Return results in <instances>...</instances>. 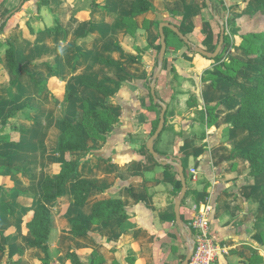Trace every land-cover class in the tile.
I'll return each mask as SVG.
<instances>
[{
	"label": "rangeland",
	"instance_id": "374dc122",
	"mask_svg": "<svg viewBox=\"0 0 264 264\" xmlns=\"http://www.w3.org/2000/svg\"><path fill=\"white\" fill-rule=\"evenodd\" d=\"M49 3L50 0H24L4 27L0 26V38L15 43L17 62L20 65L17 72L12 73L7 67L4 50L0 47V168H2L0 171V260L6 264H44V261L49 257L47 264H71L68 255L75 249L80 259L88 257V261H84V264H94L90 263L91 259H94V255L93 253L89 254L88 243L80 239L73 240L71 236L72 222L86 218L83 216L82 209L72 203L69 190H67L66 196L59 200L43 201L41 181L47 173L55 171L63 159L74 158L83 161L93 154L92 149L91 153L62 154L53 152L56 132L63 128L64 121L68 120L79 125L84 101H88L91 107H98L105 105L107 99L82 87L77 80L78 76L88 75L99 79L107 88L113 89L114 94L122 89L121 86H124L126 81L132 83L139 77H144L145 88L148 89V103L154 106L155 111V118L147 133V138L154 133L159 122L161 107L151 99L149 78L156 68L160 50L159 19L156 9L154 10L156 12H153V18L151 16L139 19L135 33H144L145 30H140L142 27L147 28L145 32L147 44L139 48L134 45V42H128V39H125L130 34L126 33L124 25L119 24L121 16L108 21L102 20V14L101 16L91 12L82 15L72 11L67 15L60 16L55 13L54 9L46 11L45 7ZM223 4L225 5L224 1ZM90 5H94V1ZM222 13L228 26L236 24L232 15H228L226 12ZM151 18L153 19L152 25H150ZM1 20L2 17H0ZM80 22L81 25L78 26ZM249 23L251 24V22ZM227 36L228 47L220 53V60H224L230 46L237 43L230 34ZM181 46L183 45L172 36L167 42V51L170 52L171 48ZM131 49H134L135 52L133 53ZM146 52L149 54V59L148 62L143 61V63L139 58ZM189 52L197 54L193 50H189ZM228 55L230 56V54ZM99 56L119 59L121 65L106 67L92 65V61ZM251 58L259 60L256 55ZM215 63L216 61L212 60L210 65L214 67ZM32 76L36 78L37 82L32 81ZM107 77L115 80L121 86H116ZM165 94L162 91L161 94H157V97L168 103L169 100ZM115 97L121 101L120 96ZM178 111L169 108L168 104L165 124L174 117L186 120V116L181 117L182 111ZM26 116L29 119H26ZM194 118L208 123L207 110H200V114ZM13 125L23 126L25 129L20 131L14 129ZM247 130L246 133L238 134L241 143H237V147L245 151L264 141V122ZM10 141L14 143L12 144ZM90 142L91 140H88V144ZM90 145L92 148L93 144ZM220 148L224 150L223 147ZM162 154L160 160L168 158L180 160L173 153H170L169 157L166 156L169 154L167 152H162ZM91 171L94 172L92 169ZM96 172H98L97 169ZM174 172L176 173L173 178L178 183L177 189L173 188L174 191L171 192L168 199L157 200L158 210L161 209L163 203L169 200V210L173 211L175 198L181 189L179 175L177 171ZM184 174L188 193L192 197L189 205L184 203L183 214L181 213L182 219L187 225L190 221L187 209L190 210L192 204L199 206L203 201L198 200L199 197L195 196L196 189L191 182L195 179L193 170L184 168ZM85 175L86 171L82 166L79 167L78 177ZM73 181L75 178L69 185H72ZM108 181L111 180L105 175L89 180L93 187L104 186ZM206 202L212 207L209 219L211 228H213L212 220L215 207L210 201ZM37 207L47 208L52 215L48 257L42 249L31 248L29 244L30 229L25 225V221L32 210ZM252 210H256L257 214L253 215L254 218L249 217L251 223L244 220L236 222V224L241 226L243 231H254L252 240L259 244L260 250L253 249L252 252L249 250L248 254L250 255L248 256L247 253L241 254L240 262L264 264V211L254 207ZM161 215V211H159L160 221L162 220ZM158 225L160 228H157L156 234L129 235L126 238L128 241L126 249L123 246L116 247L117 244L114 241L105 244L106 259L103 262L105 264H181L187 256L188 248L180 233V227L175 221V216L171 227L164 228L165 224L162 223H158ZM113 236L120 238L122 234H110L107 237L110 239ZM226 239L228 237L223 238L222 243H225ZM231 244L227 245L230 247L227 248L228 253L235 252L236 247H232L233 244ZM96 249L98 250L96 247L94 251ZM25 254H27V260ZM17 259L20 261L17 262Z\"/></svg>",
	"mask_w": 264,
	"mask_h": 264
},
{
	"label": "crops",
	"instance_id": "0c3cea01",
	"mask_svg": "<svg viewBox=\"0 0 264 264\" xmlns=\"http://www.w3.org/2000/svg\"><path fill=\"white\" fill-rule=\"evenodd\" d=\"M20 1L0 0V17L6 16V23L14 12H17L15 10L20 7ZM93 1L94 5L91 6ZM148 1L154 9L136 15L134 17L136 26L139 19L149 18L157 11L159 23L170 22L177 26L193 44L209 52L215 50L220 36V25L209 11L205 0ZM223 1L211 0L213 11L224 20L225 33L230 34L231 38L238 42V35L252 28L246 15L258 4L264 5V0ZM132 2L133 0H50L45 8L48 12L49 9L52 11L54 9L60 16L72 11L82 15L90 12L98 13L103 15L102 20L108 21L129 15ZM222 12L232 15L231 17L236 19V24L228 26ZM152 18L150 25L153 24ZM80 25L81 22L78 26ZM142 30L146 32L147 28L142 27L140 31ZM145 32H136L134 36L128 35L124 38L141 48L147 44ZM227 47L228 42L221 52ZM131 51L135 52L134 49ZM228 54L224 60L237 58L246 63V66L238 70L236 76L231 79L214 70L210 65L213 59L198 53L196 55L190 53L186 45L171 48L170 52L166 49L162 70L155 83V93L157 95L162 91L165 92L169 100L166 103L167 108L169 104V108L175 111L181 110V117L186 116V120L170 118L154 141V146L160 153L167 152L169 156L173 153L181 160L184 168L193 170L195 179L191 182L196 189L195 196L203 202L210 201L215 207L212 230L224 251L220 258L222 264H241L243 263L240 262L241 254L247 253L248 256L249 250L252 252L253 249L257 251L260 248L259 244L252 240L254 231H243L236 222L245 220L251 223L249 217L254 218L253 215L257 214L256 210H252L253 207L264 211V207L260 205V188L264 184V173L254 176L249 174L248 163L244 158L247 151L237 147V143H241L238 134L248 132V128L234 127L229 120L239 107V97L242 93L240 85H255L254 79L259 72L260 59L258 58L257 61L248 57L243 50L234 47L233 44ZM148 59V52L139 58L142 62H148ZM210 74L215 77L207 78ZM144 82V77H139L132 83L126 81L125 85L121 86V90L116 91L112 96L104 97L107 99L103 106H107L119 121L105 141L90 142L93 144L91 148L93 154L83 160L79 166L86 171L83 178L87 180L101 178L104 175L111 180L99 187H93L90 183L87 201L84 204H75L82 209L83 216L86 217L77 221L81 222L90 233L77 236L71 234L73 240L80 239L88 243L90 255L97 251L104 261L106 259L104 247L110 241L116 242V247L123 246L126 249L128 242L126 238L129 235L156 234L157 228H160L158 223L165 224L164 228H169L174 221L175 215L174 211L169 210V200L163 203L160 210L157 209V200L168 199L178 183L173 178L176 173L175 168L157 165L146 149L147 133L155 118V111L154 106L148 103V89L145 88ZM111 90L114 92L113 89ZM115 96H120L121 101ZM206 105H216L215 120L212 124L194 118L200 114V110H206ZM72 180L73 177L65 186V192L68 193L69 190L70 195L74 185V181L69 185ZM114 197L122 199L127 213L125 218L102 221L100 224L88 221L93 202ZM191 201L192 197L187 187L180 214H183L184 203L189 205ZM159 211L162 214L161 221L158 218ZM91 234H97L100 239L95 240ZM110 234H122V236L120 238L113 236L109 239L107 236ZM226 237L228 239L222 243L223 238ZM230 243L233 244L232 247H236L234 253L227 252V248H230L227 245ZM96 247L98 250L94 251ZM24 256L27 260V254ZM80 260L84 263L88 261V257L85 256ZM90 263H93L92 259Z\"/></svg>",
	"mask_w": 264,
	"mask_h": 264
},
{
	"label": "trees",
	"instance_id": "16d2710c",
	"mask_svg": "<svg viewBox=\"0 0 264 264\" xmlns=\"http://www.w3.org/2000/svg\"><path fill=\"white\" fill-rule=\"evenodd\" d=\"M153 9L154 7L148 0H133L129 8V15L121 16L119 18V24L124 25L126 33L133 35L136 29L134 17L136 15L152 11ZM246 18L249 22H251L252 28L240 33L238 35L239 41L233 44V46L243 50L248 57L256 55V57L260 59V69L257 77L254 79V86L240 85L242 93L239 97V107L229 120L232 126L240 128H249L260 122H264V5L262 3L258 4L246 15ZM6 19L7 18L5 16L2 18L3 21H0L1 28L4 27ZM233 19L236 21L235 18ZM164 33L166 43L169 42L170 38L173 36L182 45H186L169 28H164ZM227 42L228 36L225 33L222 49H224ZM0 47L4 50L6 62L10 71L15 73L20 67L17 62L15 43L11 40L0 38ZM187 48L192 51L190 46H187ZM213 60L216 61L213 67L214 70L219 71L229 79L234 78L238 70L246 66L245 62L237 58L220 60V54L213 58ZM94 64L101 67L120 66L121 61L111 57L99 56L92 61V65ZM213 77H215V75L210 74L207 76V78L211 79ZM107 79L116 86H121V84L117 83L115 80H112L109 77H107ZM77 80L82 87L91 90L96 94H100L102 97H109L114 94L113 91L107 88L99 79L88 75H81L77 77ZM32 81L34 83L37 82L34 76H32ZM150 96L152 101L156 103L151 94ZM228 99H231V97H228ZM156 104L158 105V103ZM215 108L216 105H206L209 124H212L215 120ZM25 118L29 119L27 116ZM118 121V117L108 107H91L88 101H84L82 105V117L79 125H76L68 120L64 121L63 128L56 132L57 136L53 152L70 154L79 152L91 153V147L88 144V140L105 141L112 133L114 126ZM13 128L20 131L25 129L23 126L14 125ZM10 142L12 144L14 143L13 141ZM157 152L159 156L162 157L163 154L159 151ZM166 156L169 157V155ZM244 158L248 163L250 175L254 176L264 173V141L248 150L244 154ZM155 162L157 165H161L160 162L156 160ZM81 163L82 160L80 159L65 158L58 164L55 171L47 173L41 181L42 200L52 202L65 197L66 183L73 177L75 178V181L72 194L70 195L72 203L76 205L84 204L89 195L88 189L90 182L83 177H78V170ZM164 167L175 168L172 165H165ZM1 170L2 168H0V171ZM260 192V205L264 207V184L261 186ZM126 216V207L124 206L122 199L114 197L105 200H96L93 202L91 215L88 221L93 224H100L102 221H111L115 218H125ZM51 223L52 215L45 207H37L33 209L25 221V225L30 229L31 234V240L29 243L30 247L42 249L47 257ZM70 230L74 236L90 233L89 230L79 221L72 222ZM91 235L95 240L100 239L97 234ZM93 255L94 264L104 261V258L97 252H93ZM68 258L71 264H84L78 257L75 249L68 255ZM48 259L49 257L44 261V264H47ZM16 261L19 262L20 260L17 259ZM0 264L6 263L0 260Z\"/></svg>",
	"mask_w": 264,
	"mask_h": 264
},
{
	"label": "water",
	"instance_id": "95a60500",
	"mask_svg": "<svg viewBox=\"0 0 264 264\" xmlns=\"http://www.w3.org/2000/svg\"><path fill=\"white\" fill-rule=\"evenodd\" d=\"M205 1H206L208 8H209V11L212 13L214 19L220 25V36H219V41H218V44H217L215 50L213 52H209L206 49H204V48H202L196 44H193L188 39V37L178 29L177 26H175L174 24H172L170 22L162 21L159 23V26H158L159 37H160V50H159V54L157 57L156 68L154 69V71L152 72V75L149 78L150 94L152 95L153 100L160 105L161 111H160V115H159V122H158L157 128L154 131V133L148 138V140L146 142V149L152 155L154 160L160 162L161 165H163V166H165V165L174 166L178 175H179V178H180L181 189H180L178 196L175 198L173 211H174V215H175V221L180 227V233L183 236V238L185 239V241L187 243V248H188L187 256L185 257V259L182 261L181 264H187L188 261L190 260L191 256H192V254H193V251H194V241L191 237L188 226L184 223V221L181 217V214H180L181 203H182V201L185 197L186 191H187V184H186V178H185V174H184V166H183L182 162L176 158H168L166 160H160V156H159V154L156 151L155 146H154V141L160 135V133L162 132V130L165 126V114L167 111L166 103L164 101H162L161 99H159L155 93V83H156V80H157L159 73L162 70L164 55H165V52L167 49V43H166L164 28H169L170 30H172L187 46H190L193 51H195L196 53H198V54H200L206 58L213 59L220 54L221 49H222V45L224 42V34H225L224 20L221 19L219 14H217L213 11V5H212L211 0H205ZM23 2H24V0H21L20 4Z\"/></svg>",
	"mask_w": 264,
	"mask_h": 264
},
{
	"label": "built area",
	"instance_id": "2783aa9c",
	"mask_svg": "<svg viewBox=\"0 0 264 264\" xmlns=\"http://www.w3.org/2000/svg\"><path fill=\"white\" fill-rule=\"evenodd\" d=\"M211 208L207 202L190 207L187 226L194 241V251L187 264H222L223 250L210 225Z\"/></svg>",
	"mask_w": 264,
	"mask_h": 264
}]
</instances>
